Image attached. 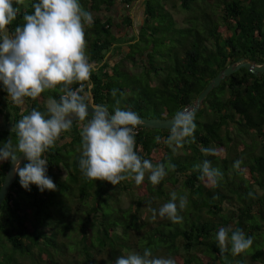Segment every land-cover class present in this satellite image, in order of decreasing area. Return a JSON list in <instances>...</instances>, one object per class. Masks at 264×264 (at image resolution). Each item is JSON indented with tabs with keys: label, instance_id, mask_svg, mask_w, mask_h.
Instances as JSON below:
<instances>
[{
	"label": "trees",
	"instance_id": "trees-1",
	"mask_svg": "<svg viewBox=\"0 0 264 264\" xmlns=\"http://www.w3.org/2000/svg\"><path fill=\"white\" fill-rule=\"evenodd\" d=\"M135 1L80 0L94 18L93 25L85 28L87 54L96 66L91 76L92 101L107 107L110 113L115 107L111 90L117 89L121 107L127 106L140 117L170 118L195 102L212 78L240 58L264 64V0H179L187 28L178 27L162 7L144 0L142 23L134 32L133 17L125 4L131 7ZM33 2L36 0L17 5L20 14L9 31L23 24V14L32 13ZM119 6L127 11L121 17L116 16L123 12H119ZM157 13L161 19L156 18ZM113 27L118 29L117 35ZM158 33L166 34L161 44L170 43L167 55L156 54L155 41H150ZM149 42L151 48L139 46ZM125 62H140L141 74L128 72ZM156 78L158 82L152 86ZM129 93H134V99L128 97ZM50 95L59 98L46 92L36 101L26 100L23 114L33 108L45 111L43 101ZM149 107L154 115L148 113ZM1 117L7 124L12 122L6 127L0 124V148L9 137L15 143L11 127L21 118L20 107L9 101L2 84ZM195 117L196 142L177 149L182 151L181 156L163 142L155 143L157 135L166 138L170 130L137 129L138 154L154 164L170 162L175 171H169L155 186L146 183L147 177L139 186L132 181L133 189L128 181L113 186L83 177L78 166L82 126L79 121L74 123L57 146L45 154L47 175L57 190L40 192L35 185L25 190L17 176L2 202L0 264H115L118 257L142 253L145 247H151L155 256L174 259L176 264H264V155L256 154L254 141L264 140V74L254 77L245 69L232 74L208 94ZM197 117L206 120L199 122ZM247 136L251 144L245 142ZM201 146L216 148L217 154L206 156ZM204 160L222 173L218 187L199 179L201 172L195 166ZM237 160L242 161L239 169L233 167ZM10 164V160H0V186ZM62 170L65 178L60 175ZM178 178V188L190 199L181 216L191 225L179 229V224L158 217L149 224L150 214L143 211L136 197L142 198L147 189L149 199L157 198L155 191L161 196L163 185L169 191L168 185L175 186ZM118 193L128 196L127 207ZM224 204L231 210L223 213ZM193 217L200 219L198 224L192 223ZM229 226L253 238L250 254L232 256L229 251L224 254L226 258L221 257L215 235Z\"/></svg>",
	"mask_w": 264,
	"mask_h": 264
},
{
	"label": "clouds",
	"instance_id": "clouds-1",
	"mask_svg": "<svg viewBox=\"0 0 264 264\" xmlns=\"http://www.w3.org/2000/svg\"><path fill=\"white\" fill-rule=\"evenodd\" d=\"M24 4L25 0H0V84L9 101L21 109V118L11 129L16 141L13 143L9 137L0 148V160H10L15 165L14 170L25 190L30 191V186L35 185L40 192H54L57 186L47 175L45 154L79 121L82 127L78 166L85 179L113 186L134 181L139 186L147 177L152 185L160 184L169 171H175V165L154 164L138 154L135 137L143 121L127 106L121 107V99L116 98L118 90H111L115 99L111 113L107 107L91 103L94 87L91 76L96 66L87 54L85 28L94 23L92 13L80 0H36L31 4L32 13L23 14V24L9 31L20 14L17 5ZM46 92L56 93L59 98L50 95L45 111L33 108L23 114L26 100L36 101ZM195 119L193 111H178L171 121L169 135L166 138L157 135L155 143L163 142L173 153L186 144L195 143ZM200 151L206 156L217 154L213 147L201 146ZM21 154L27 161L23 167L18 160ZM241 163L237 160L233 167L239 169ZM195 168L201 172V181L210 187L219 186L222 173L213 168L210 161L204 160ZM187 206V194L173 191L168 202L158 209L149 204V210L154 221L158 215L172 224H181L180 213ZM215 240L222 258H226L224 254L229 251L233 256L245 254L253 245V238L230 226L220 228ZM115 264L176 262L155 256L151 247H145L142 253L129 252L118 257Z\"/></svg>",
	"mask_w": 264,
	"mask_h": 264
},
{
	"label": "rangeland",
	"instance_id": "rangeland-1",
	"mask_svg": "<svg viewBox=\"0 0 264 264\" xmlns=\"http://www.w3.org/2000/svg\"><path fill=\"white\" fill-rule=\"evenodd\" d=\"M150 4H153V6L154 7H162L163 8V10L165 11V12H168L170 15H171V17H172V19H173V21H174V23H175V25L177 24V26L178 27H180V28H187L188 27V25L185 23V21H184V17H185V14L181 11V8H180V4H179V0H150ZM135 15V17L136 18H139L140 17V13H135L134 14ZM156 18L157 19H161V17H160V13H157L156 14ZM141 19V18H140ZM141 22H142V19H141ZM22 23H23V20H22ZM139 28H140V24H137V23H135L134 22V29H133V31L134 32H136V31H139ZM149 29L151 30L152 29V27L150 26L149 27ZM162 30V29H161ZM225 34V32H223L222 33V36ZM166 38V34L165 33H158V34H154L153 35V37H151V40L150 41H153V43H154V41H155V43H154V49H155V52H156V54H163V52L167 55L168 54V52H167V47L170 45V43L167 45V44H161L162 42V40H164ZM139 46H148L149 48H151V43L149 42V45H145L144 43H139ZM156 58H159V56L157 55L156 56ZM160 62V61H159ZM142 65H141V63L140 62H136V65H134V64H130V63H124V67H125V69L128 71V72H130V73H132L134 76L135 75H140L141 74V72H142V67H141ZM163 77V74H161V75H159L158 76V79H161ZM141 82H142V85L145 83V80H144V78H142L141 79ZM157 82H158V80H157V78L156 79H153L152 80V82H151V85L152 86H154V85H156L157 84ZM131 89V88H130ZM131 94V95H130ZM129 96H131L132 97V99H134V97H135V95H134V93H129L128 94V97ZM46 102H47V100H44L43 101V108L45 109V107H46ZM24 108V107H23ZM150 109H149V111H148V113H150L151 115H154V113H155V111L154 110H152V107H149ZM3 116V115H2ZM199 116V115H198ZM4 118V117H3ZM198 118V120H199V122H204L206 119L204 118V117H197ZM5 120H6V118H4ZM4 119H2V117L0 118V124L3 126V127H6V126H8L9 124H10V122H12V120L10 121L9 120V123L7 124L5 121H4ZM3 122H5V123H3ZM12 128V127H11ZM264 130V129H263ZM236 133V131L234 130L233 131V134H235ZM244 140H245V142L247 143V144H251V139L247 136V137H244ZM254 141L256 142V146H257V152H256V154H263L264 155V140H263V138H261V139H254ZM226 147V146H225ZM218 151H220V150H218ZM183 153H182V151L181 150H179V151H177L176 152V155H179V156H181ZM243 157H245L246 158V156L245 155H243ZM63 178H65V176H66V173L62 170V172H61V174H60ZM146 178V177H145ZM230 178V177H229ZM177 183H175V186H172V185H168V187L169 188H171V189H169V191H168V189H167V186L166 185H163V191H161L162 192V195L160 196V193H159V197H158V193H157V191H155V195H156V197L157 198H148V196H146V194H145V192L147 193L148 191H147V189L145 190V192L143 193L144 195L142 196V198H138V197H136L135 196V194L133 193V191H132V189H133V186H132V181H128V184L130 185V188H132L131 189V193H132V195H134L135 197H136V199H140L141 200V206H142V209H143V211L145 212V213H147L148 214V216H149V214H150V217H149V220H148V223L149 224H151L152 225V222L154 221L153 219H152V213H151V211L149 210V204L151 205V208H156V209H158L162 204H164V203H166V202H168L169 200H170V193L171 192H173V191H175V192H177L178 194H180V195H183V194H186V192H183L180 188H178L179 187V183L181 182V180L178 178L177 179ZM125 183H127V181H125ZM134 183V182H133ZM147 184H149V185H152L150 182H146ZM145 183V187H146V184ZM135 184V183H134ZM151 187V186H150ZM149 187V188H150ZM151 189H155L156 190V187H151ZM167 189V190H166ZM116 195H117V192L115 193ZM137 194V193H136ZM140 194V193H139ZM118 196H119V198L123 201V203H124V206L125 207H127L128 206V204H129V198H128V196L126 195V194H122V193H118ZM163 196V197H162ZM188 196V195H187ZM160 197H162V198H160ZM169 198V200H168V198ZM190 202V199H189V197H188V203ZM188 207V206H187ZM223 213H226V212H228V211H230L231 210V207H229V205L228 204H224L223 205ZM187 209V208H186ZM184 211H182L181 213H180V215L183 213ZM157 217L162 221L163 219H161L158 215H157ZM212 218V216L210 217H208V219L210 220ZM207 219V220H208ZM167 220V219H166ZM198 220L200 221V219L199 218H195V217H193L192 218V223H194V225H196V224H198ZM212 220V219H211ZM213 220L215 221V222H217L218 221V219L216 218V217H213ZM189 221L190 220H187V221H182V223L181 224H179V229H183V228H185V226H189V225H191V224H189ZM208 222V221H207ZM209 223V222H208ZM218 223V222H217ZM46 230L48 231V228H46ZM260 244V243H259ZM254 249H253V247H251V249H249L248 250V252L247 253H245V255H248V254H250L252 251H253ZM233 256V255H232ZM232 256H230V258L232 257ZM241 263H242V261H241ZM248 264H260V263H258V262H255V263H248Z\"/></svg>",
	"mask_w": 264,
	"mask_h": 264
},
{
	"label": "water",
	"instance_id": "water-1",
	"mask_svg": "<svg viewBox=\"0 0 264 264\" xmlns=\"http://www.w3.org/2000/svg\"><path fill=\"white\" fill-rule=\"evenodd\" d=\"M241 69H245L254 77H259L260 75L264 74V64L257 65L245 58H240L236 63L227 66L223 71L219 72L214 78H212V80L207 84L205 89L198 95L195 102L191 103L187 107L180 109L179 111L189 110L193 111L196 114L201 107V103L205 100L208 94L213 89L219 87V85L224 79L228 78L229 76ZM91 103L94 104L92 101V97ZM89 111L91 113V109H89ZM174 116L170 118H147L139 116L140 119L143 121L142 125H140L139 128L146 130L169 131L171 127V121L173 120ZM18 160L20 161L21 167L26 162V159L23 157L22 154L18 157ZM14 169L15 165L11 162L5 175L4 181L0 186V207L2 202L5 200L6 196L8 195L9 191L11 190L12 185L17 180L18 173Z\"/></svg>",
	"mask_w": 264,
	"mask_h": 264
},
{
	"label": "crops",
	"instance_id": "crops-1",
	"mask_svg": "<svg viewBox=\"0 0 264 264\" xmlns=\"http://www.w3.org/2000/svg\"><path fill=\"white\" fill-rule=\"evenodd\" d=\"M143 3H144V0H136L134 3H133V6H131L130 7V9H129V11L131 12V14L130 15H132V17H133V22H135V23H137V24H140L141 25V19H142V16H143V13H144V5H143ZM119 9H121L119 12H122L121 14L119 13V15L117 14H114V15H116L117 17H121V15H124L127 11H125V10H123L122 8H121V6H119L118 7ZM140 13V17L139 18H136L135 17V13ZM110 15H112V14H110ZM141 18V19H140ZM112 32L115 34V35H117V33H118V29L115 27H113L112 28Z\"/></svg>",
	"mask_w": 264,
	"mask_h": 264
},
{
	"label": "built area",
	"instance_id": "built-area-1",
	"mask_svg": "<svg viewBox=\"0 0 264 264\" xmlns=\"http://www.w3.org/2000/svg\"><path fill=\"white\" fill-rule=\"evenodd\" d=\"M121 2H125L126 0H120ZM125 8L128 9L130 8V4H125Z\"/></svg>",
	"mask_w": 264,
	"mask_h": 264
}]
</instances>
